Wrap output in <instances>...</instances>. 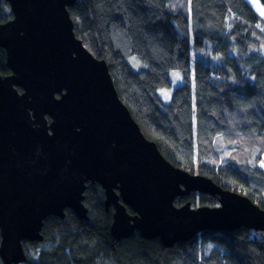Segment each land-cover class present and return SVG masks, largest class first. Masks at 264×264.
Returning a JSON list of instances; mask_svg holds the SVG:
<instances>
[{"label": "trees", "instance_id": "16d2710c", "mask_svg": "<svg viewBox=\"0 0 264 264\" xmlns=\"http://www.w3.org/2000/svg\"><path fill=\"white\" fill-rule=\"evenodd\" d=\"M257 4L264 8V0H75L68 11L76 37L107 64L120 100L162 156L264 211V15ZM12 18L0 0V24ZM206 40L218 56L212 65L196 59L191 70V47ZM171 71L183 83L164 104L158 90L171 86ZM10 74L0 48V75ZM84 196L88 219L69 209L64 219L47 217L42 241L24 243L21 264H264V231H205L170 248L137 232L116 240L103 189L87 183ZM186 203L219 206L217 196L198 192L174 201Z\"/></svg>", "mask_w": 264, "mask_h": 264}, {"label": "water", "instance_id": "95a60500", "mask_svg": "<svg viewBox=\"0 0 264 264\" xmlns=\"http://www.w3.org/2000/svg\"><path fill=\"white\" fill-rule=\"evenodd\" d=\"M0 24L11 74L0 75V260L26 261L25 242H41L49 216L69 209L87 218V183L113 208L111 236L136 232L170 248L205 231H264V211L247 197L168 162L120 100L107 64L74 33L75 0H4ZM21 90V92L19 91ZM198 192L218 207H176ZM128 209L132 213L128 212Z\"/></svg>", "mask_w": 264, "mask_h": 264}, {"label": "rangeland", "instance_id": "374dc122", "mask_svg": "<svg viewBox=\"0 0 264 264\" xmlns=\"http://www.w3.org/2000/svg\"><path fill=\"white\" fill-rule=\"evenodd\" d=\"M213 46H215V44L212 41L206 40L204 47L201 49H195L193 46L191 47V50H190L191 52L190 53V63H191V68H192L191 70H193L194 68V63L196 59L201 60L206 65H212L214 63V60L216 59L218 55H216L217 52L213 51L212 49ZM130 63H132L131 60H130ZM131 66L135 70L138 69V67L132 64ZM170 79H171L170 87L162 88L158 90V96L160 97V99L162 100L164 104H168L170 102L173 91L183 83L182 77L179 71H171ZM251 231H255V230H251Z\"/></svg>", "mask_w": 264, "mask_h": 264}, {"label": "snow or ice", "instance_id": "6c2138e0", "mask_svg": "<svg viewBox=\"0 0 264 264\" xmlns=\"http://www.w3.org/2000/svg\"><path fill=\"white\" fill-rule=\"evenodd\" d=\"M256 6L260 10L261 15H264V8H261L259 4H257Z\"/></svg>", "mask_w": 264, "mask_h": 264}, {"label": "bare ground", "instance_id": "6f19581e", "mask_svg": "<svg viewBox=\"0 0 264 264\" xmlns=\"http://www.w3.org/2000/svg\"><path fill=\"white\" fill-rule=\"evenodd\" d=\"M256 205V204H255Z\"/></svg>", "mask_w": 264, "mask_h": 264}]
</instances>
